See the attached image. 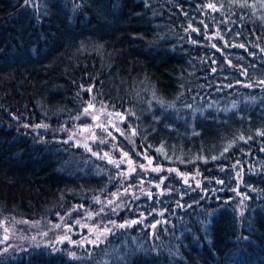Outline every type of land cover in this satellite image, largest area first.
Wrapping results in <instances>:
<instances>
[{
    "label": "trees",
    "instance_id": "trees-1",
    "mask_svg": "<svg viewBox=\"0 0 264 264\" xmlns=\"http://www.w3.org/2000/svg\"><path fill=\"white\" fill-rule=\"evenodd\" d=\"M262 81L264 0H0V217L47 224L118 188L126 166L31 129L91 95L118 148L162 168L129 175L157 187L89 259L35 245L0 264H264Z\"/></svg>",
    "mask_w": 264,
    "mask_h": 264
},
{
    "label": "rangeland",
    "instance_id": "rangeland-1",
    "mask_svg": "<svg viewBox=\"0 0 264 264\" xmlns=\"http://www.w3.org/2000/svg\"><path fill=\"white\" fill-rule=\"evenodd\" d=\"M186 31L190 34L196 33L191 28H187ZM216 34L215 32L206 35V39L209 40L212 47ZM89 89H91L90 92L93 91L91 87L84 90L89 91ZM87 104V107H89V104L94 105V108L89 109L88 114L84 112L81 117L62 125L57 131H51L49 126L44 123L33 125L31 129L46 134L49 133L57 141L71 143L83 147L87 151L100 152L106 159L121 163L128 168L125 178L113 193L102 198L90 199L87 204L72 208L55 222L39 225L34 221L0 217V257L31 246L44 245L52 252L64 250L69 258L73 260L89 259L93 251L96 252L97 248L103 245L110 236L120 231V229L135 224L132 223L133 221L137 222L139 220L128 219L127 212H130L134 203L140 199L150 197L153 189H156L157 186L146 181H142L135 186L128 185L129 175L137 169L159 174L162 168L154 166L149 157H145V165L141 167L136 166L134 163L129 164L128 160L131 159L116 144V137L110 129L112 125L106 126L103 123L101 117H104L103 113L107 111L103 109L104 105L96 100L95 95H91V99ZM94 116L99 117V119L94 120ZM98 125H103V128L98 127ZM101 140L104 142L101 143ZM149 160L152 161L151 164H149ZM153 169L159 170L153 171ZM169 172L183 182L187 180V183L200 185L203 180L202 176L197 173L188 174L179 172L176 169H170ZM124 214L123 220L122 216ZM140 224L142 225V223ZM120 225H124V227H120ZM157 228V225L150 227L153 240L156 237ZM105 229L108 231H105ZM102 260L104 261L98 264L107 262L105 257Z\"/></svg>",
    "mask_w": 264,
    "mask_h": 264
},
{
    "label": "snow or ice",
    "instance_id": "snow-or-ice-1",
    "mask_svg": "<svg viewBox=\"0 0 264 264\" xmlns=\"http://www.w3.org/2000/svg\"><path fill=\"white\" fill-rule=\"evenodd\" d=\"M26 2H28V0H26ZM208 7H209V8H212V9L215 10V5H213V4H209ZM193 31H196V29H193ZM213 47H215V45H213ZM239 47H244V45H239ZM261 83H264V81H262ZM89 91H91V89H89ZM91 108H94V105L89 104V107L85 109V114H88V113H89V109H91ZM116 115H117V116H120L119 113H117ZM93 119H94V120H97V119H99V117L94 116ZM121 119H122V117H121ZM45 127H46V126H45ZM98 127L103 128V125H98ZM85 130H87V129H85ZM133 134H134V133H133ZM109 135H111V133H109ZM258 135H264V133H258ZM241 139H243V137H241ZM103 142H104V141L101 140V143H103ZM89 150H90V149H89ZM105 155H107V154H105ZM125 155H127V154H125ZM128 163H129V164H132L133 162H132L131 160H128ZM151 163H152V161L149 160V164H151ZM117 166H118V165H117ZM133 170H134V169H133ZM158 170H159V169H153V171H158ZM185 182L187 183V180H185ZM218 183H222V181H218ZM197 187H199V184H197ZM78 223H79V222H78ZM132 223H136V221H133ZM120 227H124V225H120ZM152 227H155V225H152ZM105 231H108V230L105 229ZM98 238H99V237H98ZM5 239H7V237H5ZM73 255H74V254H73Z\"/></svg>",
    "mask_w": 264,
    "mask_h": 264
}]
</instances>
